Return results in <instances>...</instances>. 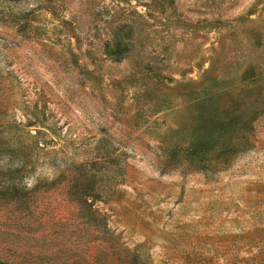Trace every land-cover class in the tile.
<instances>
[{
    "label": "rangeland",
    "instance_id": "1",
    "mask_svg": "<svg viewBox=\"0 0 264 264\" xmlns=\"http://www.w3.org/2000/svg\"><path fill=\"white\" fill-rule=\"evenodd\" d=\"M0 129L40 184L0 257L264 264V0H0Z\"/></svg>",
    "mask_w": 264,
    "mask_h": 264
},
{
    "label": "trees",
    "instance_id": "2",
    "mask_svg": "<svg viewBox=\"0 0 264 264\" xmlns=\"http://www.w3.org/2000/svg\"><path fill=\"white\" fill-rule=\"evenodd\" d=\"M113 42V37H112ZM109 40L105 42L106 52L113 55V43L109 44ZM6 125V124H5ZM0 129V226L12 225L13 228H22L34 232L36 225L34 218H37L35 213L37 201L35 192L38 189L39 183L28 187L23 178L34 167L33 159V144L35 142L28 141L25 144L10 142L7 136L1 133ZM210 136H203L202 142L198 146H192V151L203 152L210 147ZM17 157V159H16ZM75 176L72 187L79 192V197L82 198L81 193H86L89 188V182L91 178H84L81 174ZM10 210L12 212H7ZM4 224V225H3ZM5 227V226H4ZM62 229H56L55 227L50 230L51 234H55ZM0 234H13L8 231L0 229ZM0 264H38L36 262L31 263L30 260H13L6 257H0Z\"/></svg>",
    "mask_w": 264,
    "mask_h": 264
}]
</instances>
